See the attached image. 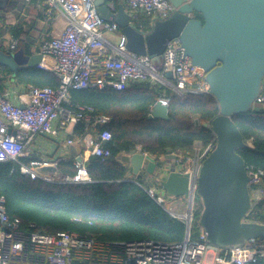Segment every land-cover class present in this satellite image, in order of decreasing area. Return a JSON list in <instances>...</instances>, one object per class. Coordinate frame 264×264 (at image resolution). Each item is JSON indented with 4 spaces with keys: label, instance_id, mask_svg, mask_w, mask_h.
Wrapping results in <instances>:
<instances>
[{
    "label": "built area",
    "instance_id": "obj_1",
    "mask_svg": "<svg viewBox=\"0 0 264 264\" xmlns=\"http://www.w3.org/2000/svg\"><path fill=\"white\" fill-rule=\"evenodd\" d=\"M125 1L133 17L144 15L151 26L156 20L168 18L176 10L170 0ZM39 2L47 19L60 15L65 20L62 31L43 40L39 50L34 52L43 55L38 67L55 72L60 85L56 88L26 85L28 100L24 105L14 104L7 94L0 92V163L13 160L20 164L22 173L52 183L91 181L86 168L89 157L105 158L111 155L105 145L112 139V132L107 128L102 131L98 128V125L103 127L107 124L109 117L93 115L91 106L70 108L72 89L112 87L121 91L134 83L147 81L152 86L162 87L163 94L158 100L167 106L172 96L185 98L188 94H210L205 70L194 65L185 55L178 39H173L167 45L163 53L164 67L159 70L149 55L128 49L122 29L114 20L101 16L95 0ZM108 34L115 38L108 37ZM17 44L18 40L11 37L6 45H2L11 51L17 49ZM168 72L172 73V78L167 76ZM257 103L264 107V83ZM82 120L86 122V131L83 136H77L75 126ZM194 125L196 128L203 123L195 119ZM9 128H13L15 133H9ZM61 132L67 136L66 144L72 145L78 139L89 152V155L78 154L80 161L75 157V175L60 173L56 177L43 176L36 170L45 165L58 166L62 159L22 161L27 157L26 148L35 136H56ZM215 146L216 139L205 146L196 144L193 151H173L176 154L174 165L165 163L164 156L153 155L156 161L163 162L162 167L189 175L187 200L175 207L168 205L158 193L162 186L157 175H144L153 177L160 184L155 187L143 185L149 194L171 216L184 221L186 232L183 240L104 242L74 231L49 234L36 229L34 223L24 229L19 217L9 215L6 197L1 196L0 264H253L264 261V242L260 241L261 238H254L239 249H225L208 242L199 218V230L194 231L198 175L203 161ZM136 151L142 152L140 149ZM246 168L253 210L264 199V169L253 166ZM133 180L141 184L137 178ZM249 214L245 220L254 221Z\"/></svg>",
    "mask_w": 264,
    "mask_h": 264
},
{
    "label": "trees",
    "instance_id": "obj_2",
    "mask_svg": "<svg viewBox=\"0 0 264 264\" xmlns=\"http://www.w3.org/2000/svg\"><path fill=\"white\" fill-rule=\"evenodd\" d=\"M25 6L23 1L7 0L0 12L9 14ZM15 15L17 22L10 27V35L18 40L17 49L33 54L39 50L32 34L37 19L28 22L21 14ZM195 17L200 15L195 14ZM146 22L147 19L139 15L134 23L139 29L149 30ZM0 48L5 49L4 45ZM0 75L11 77L19 84L53 88L60 85L55 72L38 66L13 72L0 65ZM4 79H0L2 91ZM162 94V87L152 86L147 81L134 83L121 91L112 87L72 89L70 108L91 106L93 115L109 117V122L99 130L107 128L112 132V139L105 145L111 155L89 157L86 168L91 181L85 183L33 179L21 172L17 162H1L0 197H6L9 215L19 217L24 229L34 223L36 229L54 235L74 231L104 242L183 240L184 221L171 216L158 204L143 186L141 178H137L141 183L138 184L128 176L129 168L120 156L140 149L160 157L165 156L168 148L193 151L196 144L205 146L216 136L203 125L195 128L194 120L210 122L219 114L220 108L218 100L211 94H188L185 98L172 96L169 118L149 119L151 109ZM233 119L247 143L246 147L237 150L246 166L264 169V107L256 103L253 110L236 114ZM85 131L86 122L82 120L75 126V134L83 136ZM30 160L22 159L23 162ZM58 167L66 176H73L77 171L73 157L61 160ZM200 214L197 210L195 218L198 219ZM249 217L264 223V199L256 204ZM260 241L264 242V238ZM253 264H264V261Z\"/></svg>",
    "mask_w": 264,
    "mask_h": 264
},
{
    "label": "water",
    "instance_id": "obj_3",
    "mask_svg": "<svg viewBox=\"0 0 264 264\" xmlns=\"http://www.w3.org/2000/svg\"><path fill=\"white\" fill-rule=\"evenodd\" d=\"M108 0H95L101 16L114 20L127 38L130 51L162 56L167 45L178 39L185 55L203 68L210 94L219 104V114L203 127L216 136V146L203 161L198 175V196L203 209L199 224L208 242L225 249H239L254 238H264V223L247 221L253 207L248 186L246 162L238 153L247 146L233 116L255 108L264 83V0H170L176 10L166 19L156 20L149 30L139 29L123 4L117 7ZM7 3V1H6ZM0 0V8L4 7ZM6 6V4H5ZM195 14L200 17H195ZM41 53L27 54L23 49L8 51L0 48V65L11 71L37 67ZM167 76L172 78V73ZM149 119L169 118V107L157 100ZM101 128V125H98ZM9 133H15L9 128ZM73 156L80 161L78 150ZM171 148L164 162L175 160ZM131 165L134 175H157L161 186L170 196H188L189 175L162 167L153 154L132 151L120 156ZM43 176L56 177L58 166L37 167Z\"/></svg>",
    "mask_w": 264,
    "mask_h": 264
},
{
    "label": "crops",
    "instance_id": "obj_4",
    "mask_svg": "<svg viewBox=\"0 0 264 264\" xmlns=\"http://www.w3.org/2000/svg\"><path fill=\"white\" fill-rule=\"evenodd\" d=\"M22 1L25 2V0H22ZM33 1H35V0H31L30 2H25V3H26V6H30L29 10H30V8L34 9V11L28 10L27 12L30 13L28 15H33L34 18L37 19V23H36L37 27H36L35 31L32 32V34L37 39V45L39 46L42 42L40 43L38 41L37 37L39 34L37 33V30H40L42 35L45 34L44 31L49 30L51 32H49L47 35H51L50 37H52L54 35L59 34L62 31V29L65 26V20L60 15H56L51 20L47 19L44 12H43V8H42V5L39 2V0H36L35 2H33ZM110 3L115 4L116 7L119 4H123L125 6V8L127 9V11L130 12L129 7H128L125 0H110V1L108 0L107 4L110 5ZM9 14H11V13H9ZM6 17H7V15H6ZM57 18L63 19L61 26L56 25L57 22H55V20ZM24 19H25V21L30 22L26 18H24ZM135 19L136 18L133 19V22H135ZM16 20H17V18H16ZM56 21H58V20H56ZM16 22L12 21L9 23H12L11 25H13ZM146 24L149 26V28L151 27V22L148 19H147ZM8 33H9L8 36H10V38H11L10 28L8 30ZM50 37H48L46 39H49ZM46 39H44V40H46ZM9 41L10 40H7L5 42L8 43ZM49 61H52V60L49 59ZM4 77H5L4 82H3L4 83V90L3 91L0 90V92L7 94L9 99L14 104L24 105L26 103V101L28 100V96H27L28 88H27V86L25 84L16 83L15 81H13L11 79V77H6L4 75H0V79H2ZM66 139H67V136L62 132L56 136L45 135V134L37 135L28 144V146L26 148V152H27L26 158L31 159V160L32 159H43V160H56V159H62L63 160L64 159V160H66V159L73 157L75 160V156H73V154H72L74 147L77 148L78 154H88L89 155V152H86L87 150L85 148V145L81 141H79L77 139L74 144L68 145L65 142ZM127 166L129 168V173H128L129 177H131V178H138V177L139 178L140 177L147 178L146 176H141L143 174L142 172L139 176L134 175L132 166L131 165H127Z\"/></svg>",
    "mask_w": 264,
    "mask_h": 264
},
{
    "label": "rangeland",
    "instance_id": "obj_5",
    "mask_svg": "<svg viewBox=\"0 0 264 264\" xmlns=\"http://www.w3.org/2000/svg\"><path fill=\"white\" fill-rule=\"evenodd\" d=\"M6 1L7 0H4L3 6H5ZM19 1L22 2V0H19ZM29 7L30 6L21 7L17 11H13L11 14H5L3 12H0V45H2V44L6 45L7 43L5 41L11 39L10 36H8V34H9L8 30L12 26L11 25L12 23H9V22H12V21L16 22L17 21L16 18H15L16 15H14V14H21V16H23L24 18H26L30 22L32 20L36 19V18H34L33 15H28V14H30L29 12H27L29 10ZM5 15H7V17H4ZM62 18L61 19L57 18L56 20H58V21L55 20V22H57L56 25L61 26V23L63 21ZM36 27H37V25H36ZM36 27H35V29H36ZM35 29L33 30V32L35 31ZM49 32H51V31L46 30V31H44L45 34L42 35L40 30H37V33L39 34L38 37H37L38 41L41 43L44 39L50 37L51 35H47ZM107 36L110 37V38H115L111 34H108ZM4 48H6V47H4ZM7 49H9V48H7ZM153 64L155 66H157L159 70H162L163 67H164V56L162 55V56H158V57L153 58ZM160 159H162V157ZM175 162H176L175 160H169L168 164L174 165ZM168 164H166V165H168ZM142 173H144V172H142ZM144 175L145 174H142L141 176H144ZM141 181L147 187H150V186H154L155 187L156 185L160 186V184L158 182H156L153 179V177H148V178L141 177ZM158 193L160 195H162L165 198L166 203L168 205H171L172 207H175L176 204H178L180 202H184V201L187 200V198L185 196H177L176 197V196L168 195L167 192L162 187H159ZM196 206H197V210L199 212H202L203 205H202V201H201V199L199 198L198 195L196 197ZM198 230H199V225H198V219H197L196 222L194 223V231L197 232Z\"/></svg>",
    "mask_w": 264,
    "mask_h": 264
}]
</instances>
